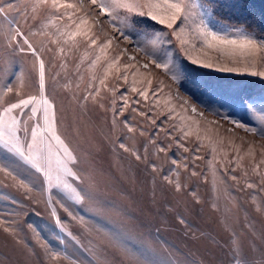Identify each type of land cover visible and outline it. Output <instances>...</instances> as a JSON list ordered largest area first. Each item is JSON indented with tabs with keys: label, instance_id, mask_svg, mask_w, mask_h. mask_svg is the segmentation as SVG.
Instances as JSON below:
<instances>
[{
	"label": "rangeland",
	"instance_id": "obj_1",
	"mask_svg": "<svg viewBox=\"0 0 264 264\" xmlns=\"http://www.w3.org/2000/svg\"><path fill=\"white\" fill-rule=\"evenodd\" d=\"M9 3L23 6L24 0H0V6ZM199 3L210 14V26H222L233 34L236 30L245 31L217 22L211 11ZM27 11L31 15L30 7ZM82 14L76 10V15ZM10 15L20 21L25 36L30 29L36 31L39 27V21L25 22L14 10ZM38 15L41 20L47 19L42 10ZM139 23L156 28L139 27ZM135 29L132 41L152 39L161 30L167 33L162 49L182 70L178 83L162 69H155L144 53L133 51L135 43L121 39L109 53L127 47L128 55L135 56L141 64L149 63V68H139L136 61L121 56L122 63L133 65L129 73L136 71V75L129 74L127 81H115L114 67L101 85L103 71L99 66H87L88 50L83 45L68 58L57 52L53 60L54 52L40 51L37 43L46 42L45 37H29L45 63V95L54 105L51 111L56 114L58 133L78 159L74 171L80 180L72 183L88 198L77 204L57 189L45 191L47 186L40 174L0 151V162L7 163L13 172L8 175L0 171V221L9 222L0 223V264H132L106 232L156 264H231L233 240L247 264L264 261V211L260 210L264 207V185L260 184V176L264 175V138L223 119L227 116L252 127L260 126L257 117L259 111H264V79L247 73L264 71V62L258 58L264 53L257 54L253 66L246 59L228 55L227 50L221 55L199 42L193 49L190 30L181 35V39L189 41L181 47L180 40L170 35L171 30L147 18H137ZM94 30L101 38L104 33L119 35L107 24L102 25V30ZM5 35L6 29L0 31V86L12 82L13 91L3 95V100L11 103L20 98L17 91L22 97L37 94L39 65L26 45L24 52L9 48ZM18 43L23 45V40L18 38ZM48 47L56 49V45ZM185 52L213 67L192 64ZM60 63L66 67H54ZM220 67L241 71L221 72L217 70ZM195 71L197 79L192 78ZM56 72L60 75L53 80ZM21 74L30 87L16 82V76ZM93 74L97 79L90 81ZM230 78L235 81L229 82ZM145 79H151L154 85L163 82L157 96L149 94L145 99L128 90L134 80L139 88ZM89 82L92 88L87 87ZM114 84L116 104L112 110L110 88ZM96 87L100 89L96 101L102 102L103 108L92 99ZM85 95L87 100L83 99ZM121 96L127 98V106ZM185 99L187 105L183 103ZM252 105L259 110L255 115L250 110ZM193 106L197 109L195 114L191 112ZM30 109L31 106L24 112L29 113ZM14 114H19V110H14ZM41 115L42 109L37 117ZM185 132L188 135L180 140ZM208 160L212 161L211 167ZM250 182L257 187L248 188ZM48 249L60 255L53 258Z\"/></svg>",
	"mask_w": 264,
	"mask_h": 264
},
{
	"label": "snow or ice",
	"instance_id": "obj_2",
	"mask_svg": "<svg viewBox=\"0 0 264 264\" xmlns=\"http://www.w3.org/2000/svg\"><path fill=\"white\" fill-rule=\"evenodd\" d=\"M85 2L88 4V9H85ZM29 7L31 8V15L27 11ZM77 9L83 14L76 15ZM13 10L25 22L28 19L39 21L37 30L33 31L30 29L28 35L25 36L20 27V21L10 15ZM41 10L46 13V20H41L39 17L38 13ZM137 18H147L165 26L171 30L170 35L172 37L180 40L181 47L189 43L188 40L181 39V35L190 30L193 49L197 48V42H199L202 47L219 51L221 55L227 50L228 55L239 56L242 60L246 59L247 63L253 66L257 63V54L264 53V40H257L253 35L242 30H236L235 34H233L222 26H210V14L199 3V0H24L23 6H14L11 3L6 6H0V31L6 29L5 39L8 41V47L13 51L24 52L26 50L24 46L26 45L27 50L32 53L39 65L37 94L22 97L20 92L17 91L16 94L20 98L16 102L6 103L3 100V95L13 91L12 82L10 81L8 84L0 86V151H3L5 157H14L40 174L43 177V183L47 186L45 191L53 188L57 189L77 204H81L88 198L84 192L77 190V187L72 183V181L80 180V176L74 171V166L78 163V159L58 133L56 114L55 111H51L54 105L45 95V63L37 55L36 48L29 37L37 35L45 37L46 42L41 40L37 41V43L41 46L40 51L48 50L54 52L53 60L57 58L55 53H62L65 58H68L70 53L79 50L81 45H83L88 50L86 56L87 66L90 69L99 66L103 71V78H99L101 85L105 84V80L114 67L117 69L115 81L121 79L127 81L129 74L136 75V71L129 73V69L133 65L127 62L122 63L121 56H127L128 61H136L139 68H149V63L141 64L136 60L135 56L128 55L127 47L120 49L114 54L109 53V49L113 44L121 39L122 41L135 43L136 47L133 51L144 53L155 69H162L166 75L171 77L173 82L178 83L182 79V70L174 62L171 54L162 49L164 37L167 33L161 30L156 32L152 39L144 40L138 38L132 41V35L136 34L135 21ZM89 19L92 21L91 26L89 25ZM57 22L62 23L58 24ZM104 24H107L113 29L114 33L119 35L104 33L103 38H101L99 32L94 29L102 30V25ZM18 38L23 40V45L18 43ZM13 42L17 43L13 45ZM168 42L171 43L172 41L169 40ZM48 45H56V49L54 50ZM116 46L119 47L118 43ZM185 55L194 65L200 64L204 68L213 67L211 63H201L187 55V52H185ZM258 58L261 62H264V55H260ZM84 61L85 57H80V62L83 63ZM79 66L80 64L78 63L77 67L79 68ZM54 67L64 68L66 64L60 63L59 65H54ZM121 67L123 71L120 70ZM217 70L221 72L241 71L240 69L227 67H220ZM247 74L264 79V71L252 70ZM59 75L60 73L56 72L52 79L56 80ZM15 79L20 86H31L30 82L25 85V78L22 74L17 75ZM95 79L97 77L93 74L90 77V81ZM136 83L137 81L134 80L128 90L147 99L149 94L154 97L157 96V93L161 91L159 85L163 82L157 81L154 85L151 79H145L140 82L139 88L135 86ZM87 87L92 88V83L89 82ZM93 90L95 95L91 93L89 95H92V99L96 101V97L100 95V89L96 87ZM110 91L113 93L110 101L113 105L112 110H115V84L110 88ZM120 98L124 101V105L127 106V98L124 96ZM83 99L87 100L88 95H85ZM100 99L102 101L104 97ZM96 102L99 103L100 107H104L102 102ZM183 103L187 105L188 100L185 99ZM29 106H31L30 112L25 113L24 109ZM41 109L42 115L37 117V113ZM14 110H19V114H14ZM250 110L254 115L259 111L254 105L251 106ZM131 111L135 112L137 109L132 108ZM191 112L197 113L195 106L191 108ZM140 114L145 115L144 113ZM199 115H203V113H199ZM223 119L233 124L236 128L264 138V111H259L257 117L259 127L249 126L239 120L229 119L227 116L223 117ZM113 123L115 124V120ZM125 126H127L126 123ZM128 130L132 131V128L129 127ZM187 135L188 133L185 132L179 139L183 140ZM120 147L125 148V145L120 144ZM125 150L127 149L125 148ZM160 150L164 151L163 148ZM187 150L186 148L185 151ZM213 152H215L214 148ZM132 155L136 156L137 159L140 158L136 152H133ZM197 159H200V157H197ZM261 162L264 163V161ZM172 163L175 164L176 161L173 160ZM207 163L210 167L212 166L211 160H208ZM236 163L239 164L238 159ZM257 167L258 165L254 166L252 170L255 172ZM0 171L13 175L8 164L4 162H0ZM193 175H196V173L193 172ZM244 176L247 177V172L244 173ZM232 178L236 179L235 176ZM21 184L28 187L23 181H21ZM260 184L264 185V175L260 176ZM176 187L177 189L180 188L178 180L176 181ZM247 187L256 188L257 185L254 182H250L247 183ZM31 190L32 188L29 187V191ZM261 190H264V187ZM255 199L256 197L253 196V200ZM260 210L264 211V207ZM52 215H56L55 211H53ZM80 219L83 220L82 217ZM0 223L7 224L9 222L5 220L0 221ZM181 223H184V221L181 220ZM7 230L5 228V231ZM105 234L110 235L122 254L131 260L132 264H156L155 261L148 258L138 249L122 244L113 234L107 232ZM231 244L233 245L230 253L231 264H247L237 242L233 240ZM48 251L53 258L60 255V253H56L51 249H48ZM72 264H76V261H72ZM261 264H264V261Z\"/></svg>",
	"mask_w": 264,
	"mask_h": 264
},
{
	"label": "trees",
	"instance_id": "obj_3",
	"mask_svg": "<svg viewBox=\"0 0 264 264\" xmlns=\"http://www.w3.org/2000/svg\"><path fill=\"white\" fill-rule=\"evenodd\" d=\"M212 13L213 18L230 27L241 28L264 40V0H199ZM139 27L154 29L148 23H139ZM192 78H198L195 71ZM232 78L229 82H234ZM248 98V96L246 97Z\"/></svg>",
	"mask_w": 264,
	"mask_h": 264
}]
</instances>
